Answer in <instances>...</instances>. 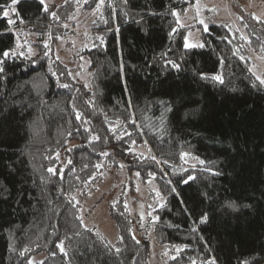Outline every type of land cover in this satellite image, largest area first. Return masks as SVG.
Listing matches in <instances>:
<instances>
[{"label": "trees", "instance_id": "obj_1", "mask_svg": "<svg viewBox=\"0 0 264 264\" xmlns=\"http://www.w3.org/2000/svg\"><path fill=\"white\" fill-rule=\"evenodd\" d=\"M195 1L104 0L97 10L99 0H67L45 12L39 0H0V60L8 49L25 54L5 60L0 73V264H29L38 253L45 257L35 264H153L147 234L168 255L159 264L213 258L216 264H264V86L249 71L248 55L264 56V22L243 13L242 35L227 23H208L207 32L198 23L182 27L184 35L199 29L198 43H205L185 50L182 35L169 38L176 27L170 11ZM78 9L95 12L79 34L85 42L78 56L89 63L86 84L55 50ZM26 35L35 38L31 59L28 49L17 48ZM164 52L180 63L179 71L165 66ZM215 75L224 83L213 81ZM110 128L119 129L120 138ZM181 153L190 155L181 159ZM120 167L126 175L140 172L141 183L155 172L152 181L165 199L156 198L159 219L150 217L139 229L127 197H116L109 215L117 237L108 244L81 223V202L107 170ZM161 175L172 181L166 189ZM188 176L194 179L182 183ZM128 196L136 197L134 189ZM204 214L209 221L199 224ZM134 229L139 238L133 239Z\"/></svg>", "mask_w": 264, "mask_h": 264}, {"label": "rangeland", "instance_id": "obj_2", "mask_svg": "<svg viewBox=\"0 0 264 264\" xmlns=\"http://www.w3.org/2000/svg\"><path fill=\"white\" fill-rule=\"evenodd\" d=\"M40 1V0H39ZM65 0H45V5H59ZM187 9L185 12L184 10ZM211 9V11H209ZM180 13V19L182 23L187 24L189 27H193L196 23L199 24L200 19H204L208 23H227L235 28L239 33L245 34L244 24H242L243 13H252L253 16L264 22V0H197L186 7L182 11L176 10ZM95 12L78 9L75 14L70 17L69 21L64 25V30L68 31L67 35L61 37L58 41L56 55L61 56L59 58L70 69L71 75L80 79L84 84L87 83L89 76L88 61L83 56H78L79 45L84 44L85 38H82L79 34H85L88 28L89 21ZM242 17V18H241ZM199 29H191L187 32L189 35L190 43H198ZM72 33V34H70ZM243 38V36H242ZM20 45L22 49H28L32 47L37 52V48L33 46L35 38L32 35L19 36ZM28 52V50H27ZM252 61L251 69L257 75L262 76L264 73V56L256 54H248ZM75 56H78L77 58ZM139 152L143 149L138 148ZM103 181L88 197L81 202V214L83 223L86 227H89L93 232L104 242L113 244L116 241L117 231L114 223L109 215V206L111 202L120 194L127 197L130 206L131 216L137 220L140 228H145L146 222L153 216V208L158 203L155 197L156 193L153 190L155 184L141 183L135 174L126 175L124 167H120L115 170H107ZM134 189L136 197H130L128 194ZM156 189V188H155ZM156 203V204H155ZM149 205H152L149 208ZM151 212L152 216L148 213ZM141 214L144 215L143 221H141ZM143 224V227L141 226ZM134 235L139 238L137 230L134 229ZM146 237L149 238L150 246V262L153 264H159L162 260L167 259L166 253H161L163 247L157 245L150 234ZM45 257V253H38L29 258V261H33L34 264L42 261ZM161 264V263H160Z\"/></svg>", "mask_w": 264, "mask_h": 264}, {"label": "snow or ice", "instance_id": "obj_3", "mask_svg": "<svg viewBox=\"0 0 264 264\" xmlns=\"http://www.w3.org/2000/svg\"><path fill=\"white\" fill-rule=\"evenodd\" d=\"M16 2H17V0H11V3H12L13 5H14ZM65 2L67 3V0H65ZM80 2H81V0H76V3H77L78 5L80 4ZM84 2L87 3V0H84ZM40 3H41V5H44V9H43V10H44L45 12H49L48 7L45 5V0H40ZM103 3H104V0H99V2H97V4H96V8H97V10L101 7V5H102ZM123 3H124L125 5H127V4H128V0H123ZM184 11L186 12L187 9H185ZM209 11H211V9H209ZM12 14L15 15V12L13 11ZM50 14H51V16H52L53 19H59V17H58V15H57L56 12H51ZM170 14H171L172 17H174V23H175V25H176V27H171V26H170V27H171V31L169 32V38H170V39H171L174 35H182V36H183V41H184V43H183V48H184L185 50L192 49V48H195V47H200V48L205 47V43H190V42H189V35H191V33H189V35H184L183 33L180 32V28H182V27H189L187 24L182 23V21H181V19H180V13H178V12L175 11V10H171V11H170ZM3 15H4V17H9V12H8V11H3ZM241 18H242V17H241ZM253 18H254V19H258V18H256L255 16H254ZM105 22H107V21H105ZM14 23H15V21H14L13 19H10V18L8 19V24H9V25H12V24H14ZM199 23H200L201 25L204 26V28H203L204 32H207V31L209 30V24H208V22H206L204 19H200V20H199ZM50 38H51V37H50ZM57 39H59V37H57ZM22 47H23L22 45L17 44V48H21V49H22ZM44 48H45V49L48 48V43H47V42H44ZM169 51H171V49H169ZM262 51H264V49H262ZM233 54L235 55L236 53L234 52ZM2 55H3V58H4V59H3V60H0V73H2V72L4 71L3 63H4V61L7 60L9 57L15 59V58H19V57H24V56H25V54H24V52H23L22 50L18 52V51H16L15 49H8V50H5V51L3 52ZM35 55H37V52L34 51V50L32 49L31 46H29V47H28V56L25 57V58L31 59V57H32V56H35ZM44 56H45V57L48 56V52H47V51L44 52ZM167 56H168V52H164V53H161V54H160V58H161V59H164V64H165V66H166V67H167V66H171V68L176 69L177 71H179V70H180V67H181L180 63L177 62V61L174 60V59H167V58H166ZM240 58H241V59H244L243 56H241ZM57 59H59V57H57ZM154 59H155V58H154ZM32 63H35V61L33 60ZM49 71L51 72V67H49ZM249 71L252 72V69H249ZM252 74L255 76L256 80L259 81V84H260L261 86H264V77H262V76H260V75H257L255 72H252ZM52 75H56V73H55V72H52ZM201 77H202V78H206V77H204L203 74H201ZM211 79H212L213 81L219 82V83H221V84L224 83L222 77L219 76V75L212 76ZM60 86H61V87H69V85H67V84L60 85ZM161 103H163V102H161ZM166 110H167V111H171V109L168 108L167 106H166ZM76 118H77V120L80 119V114H79V113H77V117H76ZM130 122L134 124V123H135V120L133 119V120H131ZM109 130L112 131L113 134L117 136V138H120V136H119V129H117V128H110ZM124 134H125V135H128V136L131 135V134L128 133V132H125ZM69 135H71V133H69ZM98 139H99V136H96V135L92 136V140H98ZM135 143H136L135 141H132V144H133V145H135ZM127 151H128L129 153H131V152H132V149L129 148ZM102 155H108V153L105 152V153H102ZM188 155H190V154H189V153H181V159H183L185 156H188ZM58 156H59V154L57 153V158H58ZM194 159H197L198 162H199L200 164H202V165L205 163V161H203V160H199L198 158H195V157H194ZM151 160L155 161L156 164H160V163H161V161L158 160L155 156H152V157H151ZM164 162L167 163V161H164ZM68 163H71V161H68ZM213 163H214V162H213ZM203 170H204V171H209V172H211L212 175H220V174H221L220 172H218V171H213V170L210 169V168H206V169H203ZM181 171H186V170L181 169ZM47 172L50 173L51 175H56V170H55L54 168H52V167H49V168L47 169ZM60 173H61V178H63V169L60 170ZM156 175H157V174H156L155 172H151V171H150V172L148 173V176H149V178H150V179H149V183H151L152 180H155V179H156ZM136 176L139 177V176H140V172H137V173H136ZM161 179H162V181H163V185H164V188H165V189H166L169 185L172 184L171 179L164 180V179H163V175H161ZM193 179H194L193 176H188L187 179H183L181 182L184 183V184H187L189 181H191V180H193ZM153 190L155 191V193H156V197H158L159 200L163 201V200L165 199L164 196L162 195V191H161L160 189H155V188H154ZM171 192H173V193L176 192L175 187H172V188H171ZM58 195H64V192H63L62 189L58 192ZM71 200H75V197H74V196H71L69 202H71ZM48 203L50 204V203H52V201L49 200ZM77 203H78V201H77ZM159 206H160V207H164L165 204H164V203H160ZM225 206H226L227 208H229V209H233V210H235V207H236L235 204H234V202H228ZM151 207H152V205H149V208H151ZM148 215H149V216H152V213L149 212ZM140 218H141V221H143V219H144V215L141 214V217H140ZM77 219H81V218H80V217H77ZM157 219H159V218L156 217V216H152V222H153V223H155V221H156ZM208 221H209V217H208V215H207V214H204V215H202V216L200 217V219H199V224H206V223H208ZM81 223H83L82 219H81ZM141 226L143 227V224H141ZM192 231H193V232L197 231V228H196V227H193V228H192ZM121 239H122V238H121ZM133 239H135V236H134V235H133ZM136 242L139 243V241H136ZM57 247L60 249V252H61V253H64L63 241H59V242L57 243ZM26 251H27V249H25L24 251H22V252L20 253V255H21V256L25 255V252H26ZM180 251H182V249H181V248H177V253H179ZM115 252L118 254V253L120 252V249H119V248H116V249H115ZM53 255H55V253H53ZM173 259H175V257H173ZM29 264H34V262L30 260V261H29ZM190 264H196V260H195V259H192V260L190 261ZM201 264H216V262H215V259L213 258V259H211L210 261L201 262ZM242 264H249V262H248V261H244V262H242Z\"/></svg>", "mask_w": 264, "mask_h": 264}]
</instances>
